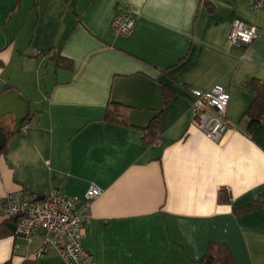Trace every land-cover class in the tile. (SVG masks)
Masks as SVG:
<instances>
[{"label":"crops","instance_id":"0c3cea01","mask_svg":"<svg viewBox=\"0 0 264 264\" xmlns=\"http://www.w3.org/2000/svg\"><path fill=\"white\" fill-rule=\"evenodd\" d=\"M123 11L136 15L133 31L114 36ZM235 20L258 29L248 47L229 44ZM138 74L173 91L155 144L113 102L117 79ZM255 79L264 80V9L249 0H0V95L12 87L30 101L25 130L13 132V115L0 122V197L101 188L83 240L93 264H198L215 241L236 264H264V120L248 130L246 116ZM215 84L230 94L219 140L191 111V90ZM113 105L124 123L105 118ZM11 223L0 216V264H67L54 249L33 258L42 236L28 243Z\"/></svg>","mask_w":264,"mask_h":264},{"label":"built area","instance_id":"2783aa9c","mask_svg":"<svg viewBox=\"0 0 264 264\" xmlns=\"http://www.w3.org/2000/svg\"><path fill=\"white\" fill-rule=\"evenodd\" d=\"M254 10L264 9V0H249ZM136 15L131 11L119 12L112 23L114 36H129L134 28ZM258 36L256 26L235 20L229 34V44L248 47ZM191 111L193 125L206 137L219 140L229 127L226 112L230 94L221 84L208 90L192 89ZM28 124H22L25 130ZM103 190L89 187L83 198L69 196L59 189H52L41 197H35L24 189L15 190L0 197V216L16 219V233L28 243L37 235L42 242L31 253L41 258L50 250H56L67 264H93L92 254L84 248L85 230L93 219L92 207Z\"/></svg>","mask_w":264,"mask_h":264},{"label":"water","instance_id":"95a60500","mask_svg":"<svg viewBox=\"0 0 264 264\" xmlns=\"http://www.w3.org/2000/svg\"><path fill=\"white\" fill-rule=\"evenodd\" d=\"M162 97V84L143 74L117 79L113 92V102L130 109L129 123L142 129L148 128L152 120L163 111ZM29 114L30 101L17 89L0 95V122L6 116L13 115V132L20 131ZM5 142L6 136L0 129V149ZM9 226L12 231H16V219Z\"/></svg>","mask_w":264,"mask_h":264},{"label":"trees","instance_id":"16d2710c","mask_svg":"<svg viewBox=\"0 0 264 264\" xmlns=\"http://www.w3.org/2000/svg\"><path fill=\"white\" fill-rule=\"evenodd\" d=\"M54 57H58V61L61 63H66L65 59L56 55ZM68 63V62H67ZM248 86L254 91L255 97L251 105L246 111V116L249 119L248 123V130H252L258 123L264 120V80H253L248 83ZM9 88V87H8ZM12 89V87L10 88ZM173 91L167 89L163 86V110L166 108L167 104L169 103L172 97ZM163 112V111H162ZM161 112V113H162ZM163 113L157 116L149 125L148 128L143 130V139L148 144H155L160 137V130H161V119ZM107 120H111L114 122H123V113L118 105H113L108 107L106 112ZM30 118L24 121L22 124H29ZM4 131L6 136V140L8 138L9 133L5 131L4 128H1ZM22 130V129H21ZM5 151L3 146L0 149V154ZM219 201L222 203H229L230 196L229 193L225 191H221L219 195ZM262 206L261 200H254L242 207L236 208V213L247 212ZM6 229H0V237L6 235ZM198 264H236V260L231 249L223 242L215 241L212 242L206 252V254L197 262Z\"/></svg>","mask_w":264,"mask_h":264}]
</instances>
